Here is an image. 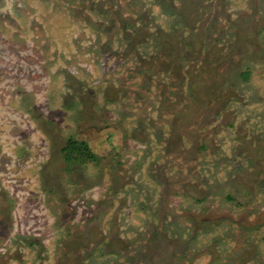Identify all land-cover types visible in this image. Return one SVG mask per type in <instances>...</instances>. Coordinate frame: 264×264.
Here are the masks:
<instances>
[{"label": "rangeland", "instance_id": "1", "mask_svg": "<svg viewBox=\"0 0 264 264\" xmlns=\"http://www.w3.org/2000/svg\"><path fill=\"white\" fill-rule=\"evenodd\" d=\"M0 264H264V0H0Z\"/></svg>", "mask_w": 264, "mask_h": 264}, {"label": "trees", "instance_id": "2", "mask_svg": "<svg viewBox=\"0 0 264 264\" xmlns=\"http://www.w3.org/2000/svg\"><path fill=\"white\" fill-rule=\"evenodd\" d=\"M66 160L90 161L97 160L98 156L92 151L89 144L84 140L69 139L62 148Z\"/></svg>", "mask_w": 264, "mask_h": 264}]
</instances>
